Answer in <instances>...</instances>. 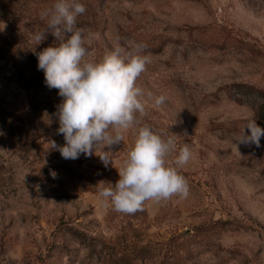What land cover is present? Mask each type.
I'll list each match as a JSON object with an SVG mask.
<instances>
[{"label":"rangeland","instance_id":"374dc122","mask_svg":"<svg viewBox=\"0 0 264 264\" xmlns=\"http://www.w3.org/2000/svg\"><path fill=\"white\" fill-rule=\"evenodd\" d=\"M14 1L0 17V107L9 122L0 126V264H103L90 238L137 264L175 251L187 264H264V136L260 147H236L249 120L264 129V0H78L87 60L131 42L151 58L136 81L146 114L103 149L111 151L107 166L101 147L75 160L51 147L65 144L63 98L37 80L35 59L58 41L48 32L36 45L34 36L47 27L41 10L56 0ZM161 95L165 103L155 106ZM144 124L174 140L170 166L190 147L193 158L179 169L190 195L123 214L99 192L119 179ZM140 246L147 250L137 260Z\"/></svg>","mask_w":264,"mask_h":264},{"label":"clouds","instance_id":"9594fccd","mask_svg":"<svg viewBox=\"0 0 264 264\" xmlns=\"http://www.w3.org/2000/svg\"><path fill=\"white\" fill-rule=\"evenodd\" d=\"M85 11V5L78 0H56L50 8L41 10L40 18L47 21V27L34 36L36 45L46 39L48 32L58 41L36 55L46 86L57 89L63 98L57 116L58 133L63 134L65 144L58 146L53 141L51 147L71 160L81 154L91 156L98 147L103 150L124 141V132L139 122L137 113L140 117L146 114L144 91L136 81L151 62L150 56L142 54L146 46L135 42L127 48L117 43L98 62L87 60L86 43L91 41L83 29L76 27L77 17ZM65 33L71 35L65 38ZM165 100L163 95L158 96L154 105H163ZM262 136L264 129L251 119L236 140V147H260ZM175 150L173 139H164L147 124L140 126L118 169L119 179L102 188L99 195L123 214H135L149 200L159 202L173 196L187 199L189 185L179 169L192 160L193 153L185 144L172 162L174 166H170L168 157ZM110 152L103 150L98 155L105 166L111 161ZM52 176L55 178L56 173Z\"/></svg>","mask_w":264,"mask_h":264},{"label":"trees","instance_id":"16d2710c","mask_svg":"<svg viewBox=\"0 0 264 264\" xmlns=\"http://www.w3.org/2000/svg\"><path fill=\"white\" fill-rule=\"evenodd\" d=\"M15 4H16V2L14 0H0V17L5 19V17L9 15V12L11 11L12 7ZM33 59H35V58H33ZM35 60H37L35 62L38 63V59H35ZM36 67H38V66H36ZM37 80L42 85H46L44 73L40 74L37 77ZM29 82L33 83L34 81L29 80ZM263 111H264V106H263ZM3 112H4V110L0 107V126L1 127H7L9 125V122L4 118ZM60 135L61 134H59V136ZM90 240L91 241L88 242L87 245L91 247L92 254L97 253L98 256L104 254V259H106V260H104L103 264H137L132 259H130L129 256L125 253L121 254L118 258L113 259V257H111L113 252L110 251L111 247L108 246V244L102 243L99 250H97L98 246L96 243L93 242L95 240V238H90ZM146 250H147L146 246H140L139 249L136 250L138 253L134 258L137 260L142 259L141 255H143ZM108 255L111 258H107V257H109ZM172 255L173 256L164 255L162 257V259L159 260L158 264H187V262L189 261L188 258H184L182 255H180L176 251Z\"/></svg>","mask_w":264,"mask_h":264}]
</instances>
